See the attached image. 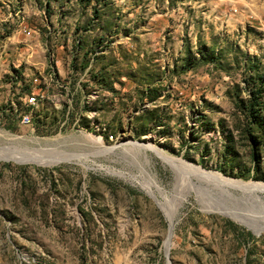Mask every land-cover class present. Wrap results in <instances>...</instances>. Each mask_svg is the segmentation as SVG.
Instances as JSON below:
<instances>
[{"label": "rangeland", "instance_id": "obj_1", "mask_svg": "<svg viewBox=\"0 0 264 264\" xmlns=\"http://www.w3.org/2000/svg\"><path fill=\"white\" fill-rule=\"evenodd\" d=\"M190 167L264 184V0H0V264H264Z\"/></svg>", "mask_w": 264, "mask_h": 264}, {"label": "bare ground", "instance_id": "obj_2", "mask_svg": "<svg viewBox=\"0 0 264 264\" xmlns=\"http://www.w3.org/2000/svg\"><path fill=\"white\" fill-rule=\"evenodd\" d=\"M28 122H29V117H28V119H26V123H28ZM7 139L9 140V138H7ZM53 139H55V138H53ZM37 140H39V139H37ZM42 143H43V141H42ZM127 143H130L132 145V147L142 148L143 150L146 149V150H150V151L155 152L163 160L164 163L170 165L174 170H177L182 165H185V164L181 163L180 161H177V159H174V158L168 156L167 154H164L163 152H161V150H158L157 148H155L151 144H142V143H137V142H127ZM38 144L35 143V145H38ZM57 144H58V140H48L43 145H38L39 147H41V150H35L36 152H31V153L37 155V156L33 155L34 157H38V158L41 157L42 159H45V158L51 159V161H48L47 163L64 161V159L61 158L63 156H68L70 159H72L74 157V154L66 153L64 151L53 150V147L57 146ZM42 147L48 148V149L45 150ZM17 150H13L12 148H10L9 152H10V154H14V153H16ZM53 158H56V159H54V161H53L52 160ZM59 158H61L62 160H60V161L57 160ZM187 167H189V166H187ZM190 168L192 169V174H194V176H196V178L211 183L212 185L216 186L217 188L221 189L222 191L228 193V195H232L233 192L236 191V192H240L241 195L245 196V198L247 196H249L251 198L252 204L256 207V209L258 211L264 213V202L260 198L257 197V193L264 192V184L246 183V182L237 181V180L228 178V177H226L220 173H217V172L206 171V170H203L202 168H198V167H193V168L190 167ZM183 183L188 188H190L192 190L195 189V186L193 183H191V182L188 183L187 181H184ZM156 187L159 188L158 185ZM225 197H228V196H225ZM199 200H201V199L199 198ZM231 201H233V200L231 199ZM168 202H169L168 208H169L170 221L172 224L173 223V206L169 200H168ZM211 209L215 210V212L217 211V212L232 215L235 218L248 223V225L250 224V225L255 226L257 228H262L260 226V224L256 222L255 219L245 216L246 214L242 215V214H240V213H238L232 209L222 208V207H218V206L211 207ZM171 230H172V228H171ZM166 244H167V250H169V248H170V237H168Z\"/></svg>", "mask_w": 264, "mask_h": 264}, {"label": "built area", "instance_id": "obj_3", "mask_svg": "<svg viewBox=\"0 0 264 264\" xmlns=\"http://www.w3.org/2000/svg\"><path fill=\"white\" fill-rule=\"evenodd\" d=\"M34 99H35V97H31V98L29 99V101H30V102H33ZM26 119H28V117H21V122H22V123H26Z\"/></svg>", "mask_w": 264, "mask_h": 264}, {"label": "water", "instance_id": "obj_4", "mask_svg": "<svg viewBox=\"0 0 264 264\" xmlns=\"http://www.w3.org/2000/svg\"><path fill=\"white\" fill-rule=\"evenodd\" d=\"M165 254H166V256L168 255V251L167 252H165Z\"/></svg>", "mask_w": 264, "mask_h": 264}]
</instances>
